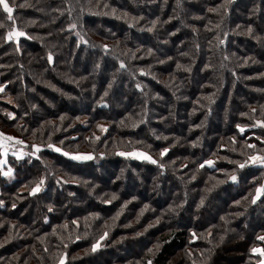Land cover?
I'll return each mask as SVG.
<instances>
[{
    "label": "trees",
    "instance_id": "trees-1",
    "mask_svg": "<svg viewBox=\"0 0 264 264\" xmlns=\"http://www.w3.org/2000/svg\"><path fill=\"white\" fill-rule=\"evenodd\" d=\"M5 2L0 132L25 144L0 170V264H256L264 166L232 161L264 155V0ZM47 143L93 158L31 155ZM137 150L157 163L119 155Z\"/></svg>",
    "mask_w": 264,
    "mask_h": 264
},
{
    "label": "snow or ice",
    "instance_id": "snow-or-ice-1",
    "mask_svg": "<svg viewBox=\"0 0 264 264\" xmlns=\"http://www.w3.org/2000/svg\"><path fill=\"white\" fill-rule=\"evenodd\" d=\"M232 3V0H224V3L221 4V5H218L217 7H210L208 8V11L209 12H213V13H217L219 11L220 8H223L225 10V13L227 12V9H228V5H230ZM0 4L3 5V8H4V11L7 12L9 15H8V19L9 20H12L13 17H12V12H13V9L11 7H9L8 3L5 2V0H0ZM25 5H21V7H24ZM113 11V14H115V9L112 10ZM127 15V13H125V16ZM133 19H139V18H136L134 17ZM156 24V21H152V25L153 27L155 26ZM131 26V25H130ZM219 25H217L218 27ZM0 27H4L3 23H0ZM68 27L70 29H74L77 27V25L75 23H72V24H69ZM237 27L239 28L240 26L237 25ZM195 31V29H193ZM148 31H152V28H149ZM253 32V28L251 25H249L247 27V30H246V33L245 34H252ZM77 35H79V33H77ZM24 36H27V33L25 31H22V30H19V29H16V28H13L11 31H9L7 33V36H6V40H13V39H18L19 37H24ZM28 38H31V37H28ZM81 39H83L81 37ZM87 41H85L86 43ZM109 45L108 44H104L102 45V48L107 52L109 50ZM17 50H19L17 48ZM151 51V50H149ZM134 56V54H133ZM47 59H48V62L51 63L52 60H53V56L52 54L49 52L47 54ZM169 59H171L169 57ZM161 63H163V61H161ZM97 67H99V65H97ZM125 67V63L124 61H120V68H124ZM177 67H181V65L177 64ZM207 67V66H206ZM117 71H119V69H117ZM140 72L141 74H144V70L143 69H140ZM115 78V77H114ZM109 88H111V83H109L108 85ZM137 88H140L141 85L140 84H137L136 85ZM5 89V85L0 83V92H3ZM104 96H107L108 95V91L105 90ZM11 103V100L9 101ZM33 108H35L36 106L35 105H32ZM253 112L256 111V109H252ZM9 118H13L14 117V113H8L7 114ZM241 115H246L245 113H241ZM61 119H63V117H61ZM257 124L260 125V126H264V121H257ZM99 127V125H98ZM241 132L244 131V127L237 124L236 126ZM164 139H167V137H164ZM259 139V138H258ZM4 141H15L17 144H25V141L22 140V139H19L17 137H14V136H11V135H8L4 132H0V144H2ZM61 144H63V141L60 142ZM32 148L35 149V151L31 152V155L32 156H37V153H39L42 148H48V149H51L53 150L54 152H57V153H62L65 157H69L70 159H73V160H90L92 159V155L91 154H80V153H77V154H73L71 152H68V151H65L62 147H58L56 144L54 143H47L45 145H37V144H33L31 146ZM249 148H255L256 145L254 144H249L248 145ZM168 148H163L159 155L161 157H163L165 155V153L168 152ZM25 155H27V153H25ZM119 155L121 156H130V155H134V153H127V152H120ZM138 157L140 159H143V160H147L153 164H156L157 163V160L153 159L152 156L144 153V152H139L138 154ZM22 156H18V159H21ZM37 158L39 159V157L37 156ZM4 161H0V164H3ZM232 163H235L238 168L240 169H243L245 168L246 165H249V164H252V165H260V166H264V155H259V154H252L251 156H249L246 160H244L243 162L241 161H232ZM204 165H208V166H213L214 165V161L212 159H207V160H204L203 163L200 165V167H204ZM159 167L163 168L164 165L163 164H160ZM123 171V170H122ZM13 173V169L12 168H8L7 171H4L2 172V175L4 176H11ZM194 178V177H193ZM232 181H235L237 179L236 175L235 174H232L230 177H229ZM67 182V181H65ZM220 183H223V181H220ZM44 185V177H41L39 179L38 182L35 183V186L31 187L30 191H29V195H35L36 193L40 192L41 189H42V186ZM261 195H264V184H261L259 185L257 188H256V196L253 197L252 199V203H255L256 202V199L259 198ZM111 199L112 200H115L116 199V194L115 193H112L111 195ZM135 199V197L133 198ZM111 200H107L105 201V203H110ZM127 202H125L126 204ZM237 204H239L240 202L239 201H236ZM201 204H203V197L201 198ZM4 205V201L3 200H0V206H3ZM15 203L12 204V207H15ZM124 205L121 206V208L123 209ZM145 208L148 207V205H145L144 206ZM199 207V205H198ZM51 210V209H49ZM141 212H143V209L141 210ZM120 215V213L118 212L117 213V217ZM139 218V217H138ZM115 219V218H114ZM159 218H157V222H158ZM75 223V221L73 222ZM151 226V225H149ZM137 235H139V233H137ZM107 236V232H105L103 235H101L99 237V240H103L105 237ZM77 239H79V237H76ZM192 238L195 239L196 238V234L193 232L192 233ZM243 238V237H241ZM221 239H223V237H221ZM255 239L257 241H260V242H264V233H261V234H258L256 235ZM99 240H97L95 243L92 244L91 246V250L92 251H95L98 244H99ZM154 247H158V245H155ZM64 248L66 249L67 248V244L64 245ZM153 249H148V252H152ZM250 251L252 253H259V256H260V259L257 260L256 264H264V248L262 247H258V246H253L251 247ZM68 259V253L65 251L63 252L60 256H59V259H58V264H65L66 260ZM136 264H140V261H137ZM147 264H152V261L151 260H148L147 261Z\"/></svg>",
    "mask_w": 264,
    "mask_h": 264
},
{
    "label": "rangeland",
    "instance_id": "rangeland-1",
    "mask_svg": "<svg viewBox=\"0 0 264 264\" xmlns=\"http://www.w3.org/2000/svg\"><path fill=\"white\" fill-rule=\"evenodd\" d=\"M19 146H20V144H19ZM19 146H17V143L15 144L14 141H4L2 144H0V161H4L3 164H0V170L2 172L7 171V169L9 168L8 158L10 156L17 157V158H18V156H23V149H21ZM139 152H144V151H141V150L134 151V152H132V153H134V155H131V156L138 157L137 154ZM259 247L264 248V242H262V244ZM257 254H259V253H257Z\"/></svg>",
    "mask_w": 264,
    "mask_h": 264
}]
</instances>
